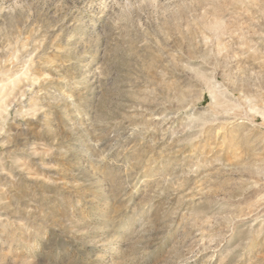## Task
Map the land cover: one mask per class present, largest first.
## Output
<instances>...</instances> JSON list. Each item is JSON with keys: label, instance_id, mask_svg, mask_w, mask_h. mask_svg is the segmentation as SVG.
<instances>
[{"label": "rangeland", "instance_id": "rangeland-1", "mask_svg": "<svg viewBox=\"0 0 264 264\" xmlns=\"http://www.w3.org/2000/svg\"><path fill=\"white\" fill-rule=\"evenodd\" d=\"M0 264H264V0H0Z\"/></svg>", "mask_w": 264, "mask_h": 264}]
</instances>
